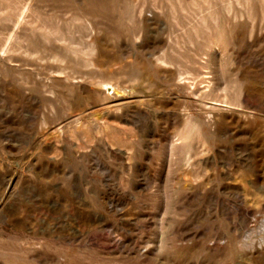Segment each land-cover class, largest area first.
Returning <instances> with one entry per match:
<instances>
[{"label": "rangeland", "instance_id": "rangeland-1", "mask_svg": "<svg viewBox=\"0 0 264 264\" xmlns=\"http://www.w3.org/2000/svg\"><path fill=\"white\" fill-rule=\"evenodd\" d=\"M0 264H264V0H0Z\"/></svg>", "mask_w": 264, "mask_h": 264}]
</instances>
